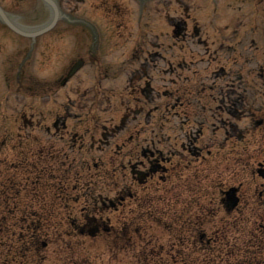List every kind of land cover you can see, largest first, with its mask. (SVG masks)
Returning a JSON list of instances; mask_svg holds the SVG:
<instances>
[{
    "label": "rangeland",
    "instance_id": "rangeland-1",
    "mask_svg": "<svg viewBox=\"0 0 264 264\" xmlns=\"http://www.w3.org/2000/svg\"><path fill=\"white\" fill-rule=\"evenodd\" d=\"M96 1L100 0H86L84 4L77 6L75 0H69L67 5L63 6L69 9L76 7L74 16L87 20L96 26L97 33L101 37L102 42L108 45L106 49L108 53L102 55V62L106 64L118 65L120 53L124 50V47L133 45L140 34L157 33L163 29L162 22L156 18L154 13H151L150 17L146 20V25L140 28H137L127 17L116 16L113 1L120 2L126 9L131 10V0H107V7L114 12L110 17L105 16L100 7L94 8L92 6ZM193 2H197V0H193ZM0 3L4 6V9L14 12L20 11L22 7L23 13L29 12L34 8L37 9L34 0H0ZM238 5L242 7V12L246 14L250 13L251 5L249 3L246 4L240 1ZM222 7L224 8L223 12L227 14L228 11L225 3ZM194 13L195 15H199V12ZM32 17V15H28L27 19H32ZM44 20L45 17L39 21L43 22ZM121 22H123L125 28L117 33L116 26ZM79 30V27L67 28L65 25L59 24L45 34L37 36L35 41L31 42L30 39H21L12 33L9 34V32H6L0 26V142L2 140L5 141V146L0 150V172H14L13 169H10V164L3 161L13 162L14 164L19 163L17 161L19 159V148L20 145L23 147V114H33V118L36 120L41 114L46 115L56 109L61 111L63 107L61 104H66L70 100L78 102L82 107L91 109L97 107L99 110V88L95 90V86L98 87V80L95 77L94 65L87 61L76 76L66 86L58 90L56 100L45 98L44 90H53L60 86L55 79L60 77L69 63L78 55L85 56L84 49L82 48L83 37L81 34L85 37V41L86 34ZM109 31H111V34ZM22 47L23 53L21 52ZM22 54L23 59L28 58L23 66V89L21 90V86L15 82L7 84L3 75L6 72H11L14 77ZM106 86V84H102L103 88ZM106 118L108 119L109 116H106ZM26 147L29 151L35 150L30 141L26 142ZM248 151H250V156L254 157L253 159L257 161L264 160V148L259 151L257 146L253 147V145H249ZM261 155H263V158H261ZM252 162L254 161L252 160ZM81 172L86 173L85 171ZM238 175L240 179L242 177L249 178V172L243 168L239 169ZM20 177L17 179L19 182ZM192 179L193 181L197 179L196 174L193 175ZM204 181L207 182L206 180ZM207 183L210 185L209 182ZM2 184L0 181V186ZM253 184L254 181L252 180L250 194H254ZM162 188L163 185L159 184L157 188L150 190V198L152 200V197L155 199L154 196L165 194L169 201V211L163 208L164 204L162 203L156 205L157 214L155 211L143 213V215L140 214L142 216L141 222H135L136 220L133 219L139 213L133 214L128 218V220L133 219L134 223L130 229L129 237L133 239V232L135 229H138L141 234L147 235L145 239L137 241L138 246L142 242L148 243V246L153 243L157 248V254L151 253L146 259L144 258L139 261L143 262L142 264H164L169 254H173L175 251L171 248L170 244L177 240L178 228L168 225L169 229H166L163 224L159 227L157 219L161 218L165 220L164 224L168 223L166 218L175 224L181 223V199L187 196L182 195L180 198H177L174 193L163 192ZM175 190L171 189L172 192ZM246 190V187L241 189L243 198L240 209L235 213V217H239L240 219L239 221L233 220L234 225L229 215L219 212L215 214V221L219 222L215 225V228L218 227L219 231L223 227L228 229L226 236L219 243L225 244L231 242L235 246L234 250H236L235 253H232V257H221L223 258L221 260L222 264H243L244 257L249 258L251 264L257 263L254 261H261L258 256L259 254L256 255L253 252V244L255 239L259 238L260 233L264 232V208L260 209L261 212H252V207H244L245 202L247 203L250 200L247 196H253L248 195ZM21 191L23 192V189ZM51 193L50 188L44 191L47 203L51 198ZM202 194L203 192H200L197 196L199 199L204 197L203 205H210L212 200L210 194L205 193L203 196ZM252 201L253 199L251 200V204L253 203ZM8 206L13 207V202L8 201ZM47 209L40 210L39 215H45L48 211ZM204 211L208 216L213 215L211 212H207L205 208ZM62 214L64 215V212L61 211L60 217L63 216ZM3 216H6L3 222H5L6 226L10 224V227L0 229V264H25L23 263V253H21L20 257V255H14L10 251L8 247L9 237H18L23 240V252H25V257L28 259L26 264H120L121 261L122 264H126L128 257L132 259L129 253L123 251L121 255L122 260L120 261L118 256L116 257L113 253L115 250L112 242H107L108 246L105 247L99 242L93 243L88 238H74L66 224L61 226L63 229H58L56 228L57 221L55 218L50 219L51 217L47 218L49 220H46L43 224L41 223L40 229H37L35 232L37 241L34 240V242H45L47 244L46 247H42L37 252L35 245H32V241L28 237L30 233L28 232L27 236L25 234L22 215H19L18 212L7 214L2 206V197H0V218ZM122 218L127 217L123 216ZM116 219L113 215V220ZM52 220H55L54 224H51ZM64 234L68 236L64 237ZM25 241L28 242V246H26ZM148 253L150 251H147ZM133 262L134 264L139 263L135 259H133Z\"/></svg>",
    "mask_w": 264,
    "mask_h": 264
},
{
    "label": "flooded vegetation",
    "instance_id": "flooded-vegetation-1",
    "mask_svg": "<svg viewBox=\"0 0 264 264\" xmlns=\"http://www.w3.org/2000/svg\"><path fill=\"white\" fill-rule=\"evenodd\" d=\"M231 42L232 45L228 48V53L221 54V56L222 59H226L228 64L227 76L230 84L235 85L234 91L196 94L184 92L180 97L175 98L171 95L175 102L170 106V109H165L166 113L160 112L157 107H150L152 113L148 114L149 118L145 120V123L147 130L152 135L143 141L135 140L137 146L123 155V158L130 160L134 157L137 158L138 145L144 143L140 152L146 159V163L138 158L129 164L130 167L138 165L145 167L147 174L150 175L151 172L163 170L161 162L168 161L169 166L165 171L176 170L180 161L184 159L183 153L192 152V154L203 157L202 152L205 149L207 155L211 154L209 151L211 144L200 145V139L204 140L207 137L204 135L205 130L214 133L219 129V124L234 130V124L230 119H223L221 115L231 110L250 109V101L258 98L257 93H252L256 89L251 86L257 84V78H264V45H253L254 41L250 31H245L241 37L233 34ZM129 82L132 87L129 95L132 99L121 102L120 109L121 114L125 117L132 116L135 110H140L141 114L143 113V106L146 102L139 101V91L144 99L150 100V102L154 101L151 98L152 94L143 89L141 84L135 81L134 76L130 78ZM193 110L194 112H192ZM137 117H133L131 121L126 120L121 133L137 132L139 128ZM193 125L197 128L192 127ZM164 128H169L171 132H163ZM158 131L166 138L163 150L158 148L160 144ZM125 142H131V139L129 138Z\"/></svg>",
    "mask_w": 264,
    "mask_h": 264
},
{
    "label": "bare ground",
    "instance_id": "bare-ground-1",
    "mask_svg": "<svg viewBox=\"0 0 264 264\" xmlns=\"http://www.w3.org/2000/svg\"><path fill=\"white\" fill-rule=\"evenodd\" d=\"M44 2H47L49 4H52L54 6L55 0H43Z\"/></svg>",
    "mask_w": 264,
    "mask_h": 264
}]
</instances>
